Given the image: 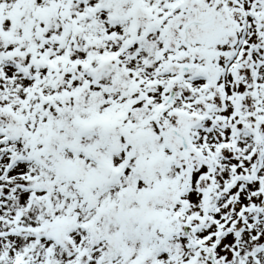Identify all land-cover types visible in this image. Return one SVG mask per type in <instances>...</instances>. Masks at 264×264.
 Masks as SVG:
<instances>
[{
    "label": "snow or ice",
    "instance_id": "obj_1",
    "mask_svg": "<svg viewBox=\"0 0 264 264\" xmlns=\"http://www.w3.org/2000/svg\"><path fill=\"white\" fill-rule=\"evenodd\" d=\"M0 264H264V0H0Z\"/></svg>",
    "mask_w": 264,
    "mask_h": 264
}]
</instances>
